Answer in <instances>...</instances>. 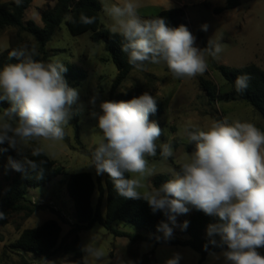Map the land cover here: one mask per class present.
I'll return each instance as SVG.
<instances>
[{"label":"clouds","instance_id":"1","mask_svg":"<svg viewBox=\"0 0 264 264\" xmlns=\"http://www.w3.org/2000/svg\"><path fill=\"white\" fill-rule=\"evenodd\" d=\"M15 2L19 5L22 0ZM101 3L112 21L111 32L123 38L121 51L137 69L146 63L164 62L175 78H193L207 71L205 51L212 57L222 51L221 45H212L211 40L206 48H198L196 37L183 24L170 27L162 17L141 18L136 0ZM81 21L91 24L95 17L82 14ZM201 28L207 31L206 24ZM34 55L35 49L14 50L10 58L18 62L0 68V102L10 104L0 114V145L7 143L17 150L32 141H62L79 99L78 90L64 78L67 68L62 62H43L33 59ZM249 80L247 74L238 76L236 91H245ZM95 99L90 103L95 104ZM99 109L91 116L97 120L102 139L89 166L97 175L107 174L119 196L146 201L153 213L162 212L166 220L157 225V231L164 240L172 237L177 217L191 207L216 218L217 222L207 225L206 251L209 244L221 248L224 264H264V255L258 251L264 248V131L250 122L227 119L212 123L207 130H186L194 150L185 154V162L178 171L172 170L170 179L142 192L143 181L155 174L147 157L156 155V142L162 135L158 123L149 120L157 111L156 98L144 92L127 101H101ZM160 149L164 159L174 154L171 143L160 145ZM4 151L7 149L0 148ZM39 155V149L32 150L31 156ZM9 163L16 171L43 177V161L25 157L22 161L9 158ZM4 218L0 210V220ZM188 223L185 220L180 227L186 229ZM82 251L84 264L89 257L99 261L104 256L87 245ZM181 258L175 253L165 264H179Z\"/></svg>","mask_w":264,"mask_h":264},{"label":"rangeland","instance_id":"2","mask_svg":"<svg viewBox=\"0 0 264 264\" xmlns=\"http://www.w3.org/2000/svg\"><path fill=\"white\" fill-rule=\"evenodd\" d=\"M10 1L15 0H0V3ZM111 2L120 3L122 0H111ZM136 2L139 5L138 14L143 19L161 10L185 7L193 35L195 36V33L201 30L206 39L211 40L212 45L219 44L222 47L217 57H212L205 51L204 56L208 67L203 75L177 79L166 63H146L143 69H132L127 79L118 88L120 92L134 89H139L142 94L149 92L164 107L163 113L152 120L161 127L162 135L156 142L158 146L156 155L147 157L149 166L155 169V174L143 181L145 187L140 189L143 192L153 189L154 177L164 175L170 179L172 170H176L178 165L185 162V154L191 153L188 147H194V144L188 143L186 130H207L217 118L227 119L229 122L240 120L253 123L255 126L262 125L259 115L243 101L210 102L200 87L199 81L211 83L215 86L217 95L221 96L227 94L230 89L217 72V66L241 68L252 64L264 71V0H245L237 8L224 11L219 15H215L212 8L223 7L225 0H136ZM205 3H208L211 8H206ZM100 4V23L110 30L112 21L103 11L101 0ZM53 5L54 2L46 0H32L24 13L23 21L31 20L41 27V13ZM205 24L207 31L201 28ZM15 32L16 29L13 28H6L0 32V53L7 49L8 37ZM89 35V32H85L79 36H72L62 23L46 45V48L51 50V61L58 59L65 67L72 65L85 73V79L78 84L66 80L68 85L76 88L79 93V99L73 105L79 138L75 139V118L72 117L70 125L65 129L67 142L64 140L32 141L25 148L15 149L22 160L31 156L34 149L43 151L48 158L47 154H51L49 159L54 161L55 166L60 168L62 173L49 184L27 191L26 199L36 207L29 217H25L22 213L11 214L7 217L6 223L0 225V264H20L23 258L30 264H84L83 251L80 259L60 251L49 257L37 258L32 255L15 254L8 249V246L15 242L22 230L36 228L48 220H54L59 224L60 241L69 242L72 237L69 238L68 233L75 223V215L73 202L65 189L67 176L73 173H89L95 184L97 181L101 183L103 181V175H97L95 168L89 166L92 152L102 139V133L96 127L97 120L91 116V112H99L100 102L108 99L117 71L104 51L103 44L91 43ZM26 38L32 41L31 38ZM195 45L204 49L197 40ZM212 61L215 67L211 65ZM93 97L96 98L95 104L90 103ZM0 114H2L1 111ZM164 143H171L174 152L173 156L167 159L162 158L160 154V145ZM82 148L85 149V153L81 152ZM13 172L9 156L0 152L2 193L9 184ZM97 198L98 193L95 190L92 196L93 206L96 205ZM104 208L103 200L100 207L102 213ZM192 209L190 207L187 214L177 217V225L173 227V235L170 239L184 241L188 238L180 225L190 218ZM113 228L130 234H143L134 226L122 222H116ZM160 235L162 236V233ZM77 236L80 239L81 248L87 245L104 253L99 261L89 257L88 264H121V261L125 264L128 262L137 264L130 258L129 248L148 261L142 264H165L175 253H179L182 257L179 264H198L199 262V256L187 247L155 246L151 242H139L130 246L127 238L114 237L99 224H95L90 230L79 232ZM258 251L264 255V248ZM220 253L208 254L201 264H224Z\"/></svg>","mask_w":264,"mask_h":264},{"label":"trees","instance_id":"3","mask_svg":"<svg viewBox=\"0 0 264 264\" xmlns=\"http://www.w3.org/2000/svg\"><path fill=\"white\" fill-rule=\"evenodd\" d=\"M54 2L51 8L44 10L40 15L42 26L38 27L33 21H23L24 13L29 8L32 0H22L17 5L15 1L0 3V32L6 28L16 29L15 33H11L8 37V47L0 53V68L9 63L18 62L15 58H10V53L27 47L29 51L35 49L33 59L50 62L51 50L46 48L47 43L59 30L60 24L64 23L68 32L72 36H79L85 32H89V40L93 44L102 43L103 49L108 55L109 60L116 68V75L112 81L111 88L107 100L120 101L130 100L138 97L142 93L139 89L127 92H120L118 88L127 79L133 67L128 62V54L121 51V45L124 43L123 38L119 34H113L100 23L101 4L100 0H46ZM242 1L245 0H225L223 7L212 8L215 15H219L227 10L237 8ZM211 8L208 3L204 5ZM87 17H95V21L91 24L83 23L81 15ZM157 17L165 19L170 27H178L185 25L190 31V24L185 12V7H176L167 10L158 11L147 18L151 20ZM26 37L31 38L32 41ZM197 42L206 48L208 40L201 30L195 33ZM67 71L63 74L65 80H69L74 84H78L85 79V73L75 66H66ZM217 72L229 86L227 94L218 96L215 86L211 83L200 80L199 85L205 92L210 102L214 101H243L250 106L261 118L262 125H256L257 128L264 131V71L255 65H248L241 68H229L227 66H217ZM242 74L250 76L248 87L243 92H237L235 88L236 78ZM10 107L9 102H0V111ZM164 107L160 101H157V111L150 114L149 120L157 119L163 113ZM74 133L75 139L78 140L79 133L76 125V114L74 113ZM216 121H221L217 118ZM68 141L67 137L63 139ZM7 151L1 152L9 156L12 160L22 161L15 149L9 148L7 145H0ZM192 152L194 147H188ZM39 156H29V159L35 160L41 164L44 170L43 177L38 179L34 172L24 174L14 170L10 177L9 184L6 189H0V210L5 214V218L0 220V225L6 223V219L11 214H24L29 217L36 209L29 200L26 199V193L29 189L45 186L61 175V169L55 166L54 161L50 160L43 151ZM85 153V149H81ZM180 165L176 167L178 171ZM129 175V174H126ZM168 178L164 175H158L153 178V188L159 187ZM65 189L69 198L73 202L75 223L72 225L68 235L72 239L69 242H61V228L54 220H48L40 226L32 229H24L20 232L14 243L8 246V249L15 254L32 255L34 257H49L56 252H62L74 258L81 257L82 248L80 239L77 236L79 232L90 230L95 224L101 225L107 232L114 237H124L130 242V246L139 242H151L155 246L168 245L177 247H187L199 256L198 264H201L205 257L210 253L221 252L222 249L208 245L206 251L204 245L208 243L206 229L209 223H215L216 218L205 215L203 212L192 209V214L187 220L188 226L183 229V233L188 236L184 241L176 239L164 240L157 231V225L166 220L162 212L153 213L146 201L124 199L119 196L113 188L112 182L107 174L103 175L102 183L97 181L95 184L89 173H73L67 176L65 181ZM97 190L98 198L96 205L92 204V196ZM105 202L104 212L100 207L102 201ZM116 222H122L134 226L143 234H130L113 228ZM158 237H161L158 239ZM218 239V237H217ZM60 241V242H59ZM129 256L137 264L147 263L143 257H140L129 248ZM80 259V258H79ZM20 264H30L23 258Z\"/></svg>","mask_w":264,"mask_h":264},{"label":"water","instance_id":"4","mask_svg":"<svg viewBox=\"0 0 264 264\" xmlns=\"http://www.w3.org/2000/svg\"><path fill=\"white\" fill-rule=\"evenodd\" d=\"M211 65L213 66V67H215L216 65H215V63H214V61H212L211 62Z\"/></svg>","mask_w":264,"mask_h":264}]
</instances>
